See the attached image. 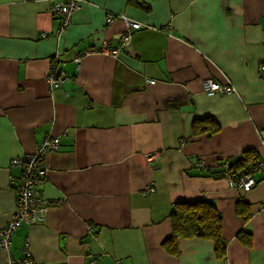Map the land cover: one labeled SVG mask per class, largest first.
<instances>
[{
    "label": "crops",
    "instance_id": "0c3cea01",
    "mask_svg": "<svg viewBox=\"0 0 264 264\" xmlns=\"http://www.w3.org/2000/svg\"><path fill=\"white\" fill-rule=\"evenodd\" d=\"M58 1L0 0V231L17 203L11 161L60 140L44 158L46 214L11 236L13 256L26 237L36 264H264V177L241 192L193 176L197 160L264 158V0H79L60 33ZM52 65L65 74L54 90ZM205 80L233 93L209 97ZM199 120L218 131L194 134ZM200 198L222 216L224 258L196 238L163 248L174 204Z\"/></svg>",
    "mask_w": 264,
    "mask_h": 264
},
{
    "label": "built area",
    "instance_id": "2783aa9c",
    "mask_svg": "<svg viewBox=\"0 0 264 264\" xmlns=\"http://www.w3.org/2000/svg\"><path fill=\"white\" fill-rule=\"evenodd\" d=\"M78 1L79 0H61L51 5V13L54 17H57L58 21V33L62 32L69 24L74 10L78 7ZM108 21L112 20L108 19ZM125 22L130 29L140 28L138 22L129 19H126ZM121 41L119 47L124 48L125 44L129 41L128 33L122 36ZM98 51L103 54H111L115 52V49L103 45V48L100 47ZM260 69L264 73V66ZM57 71L56 65H52L47 77V85L49 87H59L65 79V74L62 71L59 72V76H56ZM147 82L153 83L154 80H147ZM203 86L206 95L209 97L215 95H231L233 93L231 85H222L213 80H205ZM260 138L264 146V129L260 131ZM59 143V138L47 136L31 154H27L21 158H15L11 161L12 166H20L23 168V172L16 185V208L12 212L9 222L0 232L1 249L6 250L9 247L11 234L15 232L22 223L31 225L43 220V213L45 215L49 204V202L44 199V195L39 189V186L44 183L47 174L44 157L47 153L56 151L59 147ZM152 157L153 156H150L148 158L152 159ZM256 173L264 175V158L258 160L247 174L237 178L235 182L230 181L229 184L241 188L244 192H248L256 187L257 182L253 177ZM262 207H264V203ZM7 264H36V262L33 261L27 239H25L23 245V258L20 260L10 259Z\"/></svg>",
    "mask_w": 264,
    "mask_h": 264
},
{
    "label": "trees",
    "instance_id": "16d2710c",
    "mask_svg": "<svg viewBox=\"0 0 264 264\" xmlns=\"http://www.w3.org/2000/svg\"><path fill=\"white\" fill-rule=\"evenodd\" d=\"M71 18L69 24L64 30H66L69 27L71 23ZM79 62H80V58H79ZM56 76H59V70L56 72ZM49 88H52L53 90L56 89L53 87H49ZM205 121L207 122L204 123L203 120H199L198 122L194 123V127L192 130L194 134H200L201 132H203V134H206V136L210 137L211 135L215 134L218 131L219 127L213 120H205ZM257 161H258V157L253 152H244L240 156L234 158L232 161H230L229 159L219 160L216 162L214 166H207L202 160H197L193 164L194 166L193 168L196 169V172L194 173L193 176L210 178L213 180L223 178V179H227L228 182L230 181L235 182L237 178L243 176L244 174H247L249 170L252 168V166L256 164ZM19 168L21 169V174H22L23 168H21L20 166ZM258 175L264 177V175L261 173L254 174L253 177L255 178V181L257 183H258V179L256 178V176ZM230 187L237 189L241 192H244L241 190V188H237L232 185H230ZM145 192L152 193L154 192V188L149 187L145 189L144 193ZM239 212L243 213L246 212V210H239ZM243 219L245 220L246 216L243 217ZM170 223H171L170 236L166 240H164L162 244L163 248L167 251L168 254L172 256H177L179 239L196 238V239L211 241L213 243L216 256L218 258H224L226 248L224 245V239L222 237V216L217 210L216 205L212 201L206 198H200L196 201L175 203L173 206V210L170 213ZM23 225H27V224L22 223L20 227L17 230H15V232L18 231ZM31 225H35V223ZM15 232H13L11 236L15 234ZM11 236L9 240L10 241L9 247L5 251H7L6 253L9 254L10 258H15L13 256L10 247ZM25 239L26 237L24 238L22 242V246L20 248L21 256L15 258V260H20L23 258V245ZM238 239L246 245L250 244V235L247 231L243 229L238 233Z\"/></svg>",
    "mask_w": 264,
    "mask_h": 264
},
{
    "label": "rangeland",
    "instance_id": "374dc122",
    "mask_svg": "<svg viewBox=\"0 0 264 264\" xmlns=\"http://www.w3.org/2000/svg\"><path fill=\"white\" fill-rule=\"evenodd\" d=\"M100 53H101V52H100ZM106 55H107V54H106ZM108 55H109V54H108ZM263 66H264V65H263ZM261 67H262V66H261ZM47 77H48V76H47ZM46 82H47V78H46ZM45 164H46V163H45ZM46 176H47V174H46ZM16 204H17V203H16ZM46 211H47V210H46ZM45 214H46V213H45ZM43 218H44V213H43ZM9 220H10V219H9ZM8 222H9V221H8ZM8 222H7V223H8ZM6 225H7V224H6ZM3 229H4V228H3ZM3 229H2V230H3ZM2 230H1V231H2ZM1 231H0V232H1Z\"/></svg>",
    "mask_w": 264,
    "mask_h": 264
},
{
    "label": "clouds",
    "instance_id": "9594fccd",
    "mask_svg": "<svg viewBox=\"0 0 264 264\" xmlns=\"http://www.w3.org/2000/svg\"><path fill=\"white\" fill-rule=\"evenodd\" d=\"M133 21V20H132ZM135 22V21H134ZM130 40V39H129ZM151 84V83H150ZM206 94V93H205ZM216 96V95H215ZM213 97V96H212ZM34 261V260H33ZM35 262V261H34Z\"/></svg>",
    "mask_w": 264,
    "mask_h": 264
}]
</instances>
